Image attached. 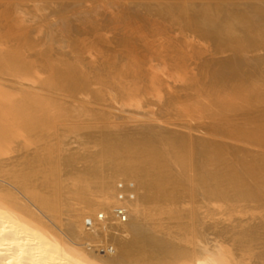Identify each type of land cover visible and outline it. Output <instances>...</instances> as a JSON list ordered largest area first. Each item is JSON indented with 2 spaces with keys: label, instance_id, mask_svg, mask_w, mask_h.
<instances>
[{
  "label": "bare ground",
  "instance_id": "6f19581e",
  "mask_svg": "<svg viewBox=\"0 0 264 264\" xmlns=\"http://www.w3.org/2000/svg\"><path fill=\"white\" fill-rule=\"evenodd\" d=\"M0 264H264V0H0Z\"/></svg>",
  "mask_w": 264,
  "mask_h": 264
},
{
  "label": "rangeland",
  "instance_id": "374dc122",
  "mask_svg": "<svg viewBox=\"0 0 264 264\" xmlns=\"http://www.w3.org/2000/svg\"><path fill=\"white\" fill-rule=\"evenodd\" d=\"M171 127L175 128V126H171ZM177 128H178V127H177Z\"/></svg>",
  "mask_w": 264,
  "mask_h": 264
}]
</instances>
